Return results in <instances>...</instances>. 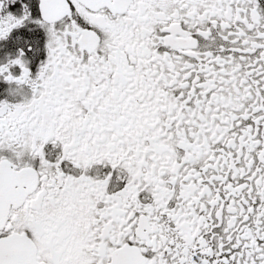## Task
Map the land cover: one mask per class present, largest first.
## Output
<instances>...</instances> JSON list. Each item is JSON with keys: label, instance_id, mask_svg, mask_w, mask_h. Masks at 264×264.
<instances>
[{"label": "snow or ice", "instance_id": "obj_1", "mask_svg": "<svg viewBox=\"0 0 264 264\" xmlns=\"http://www.w3.org/2000/svg\"><path fill=\"white\" fill-rule=\"evenodd\" d=\"M0 264H264V0H0Z\"/></svg>", "mask_w": 264, "mask_h": 264}]
</instances>
